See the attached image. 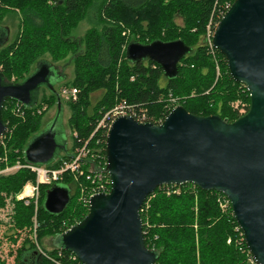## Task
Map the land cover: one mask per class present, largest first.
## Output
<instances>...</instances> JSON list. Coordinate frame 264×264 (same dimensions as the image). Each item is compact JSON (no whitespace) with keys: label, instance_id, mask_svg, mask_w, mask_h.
I'll return each instance as SVG.
<instances>
[{"label":"trees","instance_id":"16d2710c","mask_svg":"<svg viewBox=\"0 0 264 264\" xmlns=\"http://www.w3.org/2000/svg\"><path fill=\"white\" fill-rule=\"evenodd\" d=\"M233 2L63 0L56 6L52 0H0V20L15 12L20 18L14 41L0 45V72L6 82H23L34 65L36 68L40 62L48 63L45 55L57 57L60 50L68 51L74 64V78L61 86L78 91L75 98L65 100L71 111L72 146L68 153L44 166L59 169L85 145L97 162L105 161L108 130L99 124L107 112L122 102L155 124L161 123L176 106H183L194 115H219L228 122L246 113L250 106L248 91L232 79L224 56L211 49L206 39L210 23L214 28L221 19L217 18L219 11ZM177 18L182 19V25L177 24ZM83 20L90 24L89 30L83 37L72 38L71 31ZM176 40L183 41L189 52L180 61L179 74L174 79L166 77L161 67L150 60L127 59L126 48L131 42ZM48 98L58 107L55 95L50 92ZM38 107L39 101L33 108L12 100L4 104L2 118L7 131L0 139V172L16 163L30 164L25 150L41 131ZM29 182L36 183V174L25 168L12 175L0 174V186L7 192L17 191ZM56 185L67 187L71 193L69 205L59 215L44 208L47 191ZM88 185L84 178L76 180L70 173H65L61 182L40 185L37 207L35 201L27 206L18 202L21 217L17 229L29 236L35 233L38 242L45 237L60 236L87 215L88 206L82 201L79 204L78 197L84 195L82 190ZM140 213L145 245L158 255L155 264L253 261L232 215L231 204L221 193L203 191L193 184L162 186L146 199ZM13 264L81 262L56 246L43 253L34 240L25 238Z\"/></svg>","mask_w":264,"mask_h":264},{"label":"water","instance_id":"95a60500","mask_svg":"<svg viewBox=\"0 0 264 264\" xmlns=\"http://www.w3.org/2000/svg\"><path fill=\"white\" fill-rule=\"evenodd\" d=\"M52 2L59 6L63 0ZM7 30H0V45ZM212 45L224 56L232 79L248 91V111L233 122L194 115L183 106L159 124L115 118L106 138L110 191L90 198L87 215L54 239L56 247L81 264H155L158 255L145 245L140 211L159 187L193 184L229 200L254 263L264 264V0H234L215 28ZM188 52L181 40L131 42L126 48L129 61L150 60L170 79L178 76ZM55 72L40 62L21 83L6 82L0 72V137L7 131L2 110L8 100L33 108L47 88L61 113V96L51 81ZM56 135L55 127L37 135L25 150L27 161L44 166L58 151L68 153ZM70 201V190L56 185L47 191L44 208L59 215Z\"/></svg>","mask_w":264,"mask_h":264},{"label":"rangeland","instance_id":"374dc122","mask_svg":"<svg viewBox=\"0 0 264 264\" xmlns=\"http://www.w3.org/2000/svg\"><path fill=\"white\" fill-rule=\"evenodd\" d=\"M19 22L20 18L16 12L9 13L0 20V26H2V30L8 29L7 35L6 33H4L7 36V38H5L6 41L4 42V45L12 43L16 38V35L19 31ZM176 22L178 25L183 24L182 19L180 18H177ZM89 28L90 24L87 21H79L77 26L71 31L70 35L72 38L78 39L80 37H83L89 30ZM43 58L47 59V62L56 71L55 76L51 81L56 91L60 92L61 86L74 78L75 68L71 60V55L68 51L60 50L57 57L54 56L52 58L49 55H45ZM33 69L34 70L32 71V73H34V71L36 70L35 65L33 66ZM12 80H15V78H13ZM45 96L46 98L44 99ZM49 96L50 91L47 88H42L38 97L39 107L36 111V114L41 117L42 124L41 131L38 135L47 131L50 127H55V132L57 133V142H66L67 149L70 150L72 146V131L69 124L71 111L68 107L67 102H65V100L63 99L62 111L61 113L57 114L58 107L50 98H48ZM43 99L45 100L44 102L42 101ZM10 106H12L11 110L13 111V105L11 104ZM24 114L26 115V113ZM20 115L23 116L22 113H20ZM10 136L11 135H9V138H11ZM5 142L6 141H4V144ZM62 154L64 153L58 151L55 160ZM22 166L23 165L21 163H16L12 167H6L3 171L0 172V174L12 175L19 169H23ZM27 184L28 183H26L21 189L11 192L5 191L4 187L0 186V262L5 261L7 264H13L14 258L16 256V251L22 245L25 238L34 240V243L38 247V250L43 253L50 252L55 246L54 239L51 237H45L42 242H38L35 233L32 236H29L27 232L21 231L20 229L18 230L16 227V223L21 217V212L18 208V202H23V204L26 205L24 200L21 199V195L23 194L24 187ZM38 197H40V190ZM81 201L83 202V195H79L78 197V203L80 202L79 204H81ZM35 210H37L36 207ZM34 229H36V225ZM14 240H16V242H14ZM251 264L255 263L251 261Z\"/></svg>","mask_w":264,"mask_h":264},{"label":"built area","instance_id":"2783aa9c","mask_svg":"<svg viewBox=\"0 0 264 264\" xmlns=\"http://www.w3.org/2000/svg\"><path fill=\"white\" fill-rule=\"evenodd\" d=\"M230 6V4H225V6L219 11L217 18H222ZM211 25L212 22L208 27L206 39L210 48L214 49L212 45V38L217 24L214 28H212ZM59 93L62 99L71 100L77 96L78 91L75 88H62ZM119 116H131L139 122H149L147 121L145 115L137 114L131 105L126 102H122L105 114L99 126L109 130L112 122ZM4 135L2 137H4ZM2 137H0V139H2ZM106 165L107 158L105 161L102 160L97 162L96 156L91 153V150L87 147V145L78 148L72 155L71 159L64 161L59 169L53 170L47 168L46 166L25 164L22 166L23 168L36 174V183L30 182L24 187L21 199L24 200L26 205H29L31 201H35L37 207L39 186L43 184L48 185L61 182L64 174L70 173L76 180L84 178L85 181L89 183L88 188H86L85 191L84 189L82 190V192H84L83 202L86 206H88L89 200L93 195L108 193L110 191V177L108 173L104 171ZM96 168L98 170H96ZM226 200L229 202L227 198ZM228 243H230V240H228Z\"/></svg>","mask_w":264,"mask_h":264}]
</instances>
